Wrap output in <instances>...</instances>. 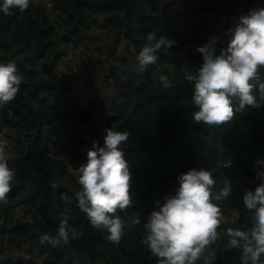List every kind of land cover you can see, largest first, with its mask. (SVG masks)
Masks as SVG:
<instances>
[{
    "label": "trees",
    "instance_id": "1",
    "mask_svg": "<svg viewBox=\"0 0 264 264\" xmlns=\"http://www.w3.org/2000/svg\"><path fill=\"white\" fill-rule=\"evenodd\" d=\"M176 2L0 0V131L10 134L9 149H0V221L9 225L0 253L9 237L33 258L8 255L0 264H264V222L252 218L264 213V177L257 180L264 65L256 62L264 60V23L249 19L244 40L218 41L187 62L180 49L205 44L214 20L189 19L181 30L170 13ZM197 5L214 14L223 8L215 0ZM102 14L103 27L129 41L141 65L128 70L120 58L123 69L111 68L114 103L106 135L87 152L84 190L70 170L82 167L88 139L81 126L99 107L93 93L75 95L77 78L56 67L63 44L82 43ZM228 15L230 31L240 13ZM246 49L254 51L237 82L241 71L227 66ZM235 147L236 162L222 165ZM214 204L247 208L250 217L223 225L209 244L204 230L190 227L200 206L209 212ZM13 206L32 209L33 220L12 224Z\"/></svg>",
    "mask_w": 264,
    "mask_h": 264
},
{
    "label": "crops",
    "instance_id": "2",
    "mask_svg": "<svg viewBox=\"0 0 264 264\" xmlns=\"http://www.w3.org/2000/svg\"><path fill=\"white\" fill-rule=\"evenodd\" d=\"M43 1L44 0H41L42 3ZM215 1L216 2L221 1L223 4L222 10L220 12H217L216 14L210 11L209 12L202 11L200 9V6L197 5L199 0H193V1L177 0L174 7L170 9L171 16L175 20V26H177L181 30H183L185 24L189 23V19L190 21L192 20V21H197V22H202L204 19H207V18H211L212 20H214V24L210 30L208 38L207 40H205L206 43L204 42L205 44H202V45L200 44L199 46H197L196 50L192 48V46H190L189 44H187L185 47H182L180 49L179 53L186 57L187 62L191 61L190 58L188 57V55L191 52H195V51L199 52V51L204 50L206 47L211 48L218 41H223V42H227L229 40L233 41V38L238 32V21L236 23V27L229 31L228 30V20L230 19V16L228 15V11L231 10L232 8H234V10H236L237 13H239L238 12L239 9L243 10L244 12L250 14L251 20L260 18V20L264 23V0H239L237 5L233 4L230 0H215ZM250 1H254L257 7L256 8L245 7L246 6L245 3H248ZM105 18H106V15L104 14L98 16L97 23L94 24L93 28L91 30L87 29V39H85L79 45L75 46L73 44H63L62 48H63L65 55H63L59 65L56 67L57 72L61 74L62 76L73 75L77 78L78 82L81 80H86L85 82H79L80 85L78 87V89H81V87L83 86L81 92L82 94H84V97H85L87 90L90 91L91 84L93 85L92 82L91 84L89 83L90 80H93L94 88L99 87V90L97 92L91 91V93L94 94L95 101L98 103V107H99L97 110V116L94 121H91L90 125L86 124V125L81 126L85 132V138L88 139L87 145L84 148V156H87L88 158H89L87 154L88 150L92 148L104 136L105 120L107 116L110 114L111 106L114 103L113 97L116 93V90L114 91L113 79L109 78L111 68L118 66L121 69H123L121 62L119 60L114 61L111 57L112 48H114V45L117 43V40H118L113 35L114 34L117 35V32L114 29H110V28L106 29L103 27ZM122 41L126 49L124 62L125 64H128V66L129 64L130 66H132V68H129V69L136 70L141 65L140 60H138L139 54L137 53V51H135L134 46H132L129 43V41H125V39L124 40L122 39ZM253 51H254L253 49H246L244 52V56H237L236 63L230 64L227 66V70L230 73L233 72L232 68L235 65L238 67V70L241 71V74H242L241 79H239L237 82L246 78L245 73H246V68H247L248 56L250 53H253ZM84 57L88 59L85 62L86 64L85 73L84 74L83 73L74 74L72 72L74 59L83 60ZM256 62L258 65H264V60L256 61ZM187 70H189V68ZM157 74H158V77H157L158 81H160L161 74L159 72ZM85 83L86 85H84ZM85 88H86V91H85ZM6 132H7L6 129L0 131V143L2 144L3 153H5L9 149V146H10V139L8 140L6 138L7 139L6 143L2 141V139L5 138L6 136H8V138L10 136V134ZM235 150L236 149H234V151ZM3 153H0V155H3ZM10 155L12 154L11 153L5 154V157H9ZM231 164H233V159L231 161ZM222 165L226 166V164H222ZM257 175H258V178L259 176H261V179H262L264 177V172H258ZM89 187H90V184H89ZM89 187L87 189L85 188L83 189L88 190ZM10 203L11 202L8 201L7 205L11 206L12 204ZM211 210L208 212V209H207L205 212V216L207 219H209ZM33 212L34 211L30 208L25 210L24 207L22 206H18V207L13 206L12 212L10 215L12 224H17L19 222L24 223V222L32 221L34 218ZM198 216H199V219L196 222L199 228L195 230L196 232L199 230L200 231L204 230L202 221L207 220V219L201 218L200 215ZM5 225L9 227V225L5 224L4 220L1 219L0 232L4 230ZM18 248L20 247L12 246V244L9 242V237L6 238L5 246L3 250L9 251L10 256L11 255L13 256L16 255V257L22 256L18 253ZM22 249L26 250L23 247ZM16 250H17V253H16ZM30 261H33V258ZM39 263L40 261H38L37 264Z\"/></svg>",
    "mask_w": 264,
    "mask_h": 264
},
{
    "label": "built area",
    "instance_id": "3",
    "mask_svg": "<svg viewBox=\"0 0 264 264\" xmlns=\"http://www.w3.org/2000/svg\"><path fill=\"white\" fill-rule=\"evenodd\" d=\"M193 1V0H190ZM48 5L52 4V0H45ZM239 20H238V32L235 35V38L244 39L248 32V20L251 18L249 13L244 12L243 10L239 9ZM115 38H117V43L114 45V48H112V52L114 53L115 59L125 58L124 53V43L121 38H119L118 35H113ZM88 59L86 57L83 58V60H77L74 59L73 61V70L74 74L79 73H85L86 71V64L85 62ZM86 80H81L80 82H85ZM86 85V83L84 84ZM86 98H93L92 93H89V90H87L85 94ZM0 149L2 150V144L0 143ZM231 161L226 164V166H230ZM90 160L87 156L83 157L82 167L79 169H76L73 174H75V177L77 178L78 182L82 186V188L87 189L90 184ZM213 200H216V196L213 197ZM241 216L250 217L249 210L247 208H238L234 206H227L225 209H218L215 205L213 206L209 219L203 220V237L204 234L206 237H204L209 244L214 242L221 233V228L223 225H233L236 224L237 221L241 218ZM254 220L262 221L264 222V213H259L256 216L252 217ZM248 227L247 230H243L242 233L244 235L249 234ZM22 250V251H21ZM17 253V250H16ZM18 253L22 255L26 260L30 261L32 258L29 253H27L26 250L22 248H18Z\"/></svg>",
    "mask_w": 264,
    "mask_h": 264
},
{
    "label": "rangeland",
    "instance_id": "4",
    "mask_svg": "<svg viewBox=\"0 0 264 264\" xmlns=\"http://www.w3.org/2000/svg\"><path fill=\"white\" fill-rule=\"evenodd\" d=\"M124 49H125V46H124ZM136 51V50H135ZM113 55H114V53L113 52H111ZM124 53H126V49L124 50ZM130 58H132V57H130ZM113 60H115V61H118L117 59H115L114 57L112 58ZM126 65V67H127V69L128 70H130L129 68H132V66H130V64H129V66H128V64H125ZM72 72H74V70H73V68H72ZM59 74V73H58ZM61 75V74H60ZM62 76V75H61ZM165 80H168L167 79V77H165ZM80 82V81H79ZM100 82H101V80H100ZM99 82V83H100ZM98 83V84H99ZM99 90V87H95L94 88V90H92V91H94V92H97ZM116 90V86H114V91ZM77 96H80V97H82V92H77V93H75ZM111 112V111H110ZM91 124V122H88L87 123V125H90ZM106 133H107V130H106V128H105V132H104V136L106 135ZM6 138H3L2 139V141H4L5 143H6ZM75 171V168H73V169H71L70 170V173H73ZM206 211L204 210V207H202V206H200V209L196 212V217H195V219H194V221H192L191 223V226L192 227H190L191 228V230H196V229H198L199 228V226H198V224H197V220H198V218H199V216H198V213H200L199 215H200V217L201 218H203L204 217V213H205ZM202 231V230H201ZM198 232V231H197ZM125 234V232H123V235ZM204 237H206L205 236V234H204ZM24 248V247H23ZM22 251V250H21ZM10 254V252L9 251H4V250H2V252L0 253V257H6V256H8ZM40 261V260H39Z\"/></svg>",
    "mask_w": 264,
    "mask_h": 264
},
{
    "label": "water",
    "instance_id": "5",
    "mask_svg": "<svg viewBox=\"0 0 264 264\" xmlns=\"http://www.w3.org/2000/svg\"><path fill=\"white\" fill-rule=\"evenodd\" d=\"M82 88H83V86L81 87V89H77V92H81V91H82ZM161 93H162L161 90H160V89H157V90L155 91V93H154L153 96L158 97ZM235 149H236V147H235ZM234 152L236 153V150H235ZM236 160H237V157H236V154H235V156H234V158H233V163L236 162ZM245 161H246V160L244 159L243 162H245ZM260 179H261V176H259L258 180H260ZM6 227H7V226L5 225L4 228H6ZM18 257H19V256H17L16 258H18Z\"/></svg>",
    "mask_w": 264,
    "mask_h": 264
},
{
    "label": "clouds",
    "instance_id": "6",
    "mask_svg": "<svg viewBox=\"0 0 264 264\" xmlns=\"http://www.w3.org/2000/svg\"><path fill=\"white\" fill-rule=\"evenodd\" d=\"M246 36H247V35H246ZM246 36H245V38H246ZM245 38H244V39H245ZM238 39H240V38H238ZM244 39H242V40H244Z\"/></svg>",
    "mask_w": 264,
    "mask_h": 264
}]
</instances>
